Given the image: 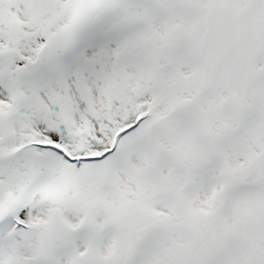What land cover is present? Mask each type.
<instances>
[{
    "label": "snow or ice",
    "instance_id": "6c2138e0",
    "mask_svg": "<svg viewBox=\"0 0 264 264\" xmlns=\"http://www.w3.org/2000/svg\"><path fill=\"white\" fill-rule=\"evenodd\" d=\"M0 264H264V0H0Z\"/></svg>",
    "mask_w": 264,
    "mask_h": 264
}]
</instances>
